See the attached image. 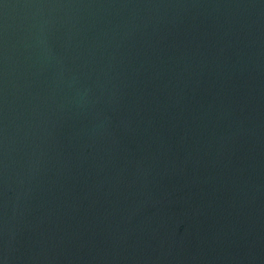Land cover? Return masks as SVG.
<instances>
[{"label": "water", "instance_id": "obj_1", "mask_svg": "<svg viewBox=\"0 0 264 264\" xmlns=\"http://www.w3.org/2000/svg\"><path fill=\"white\" fill-rule=\"evenodd\" d=\"M0 264H264V0H0Z\"/></svg>", "mask_w": 264, "mask_h": 264}]
</instances>
